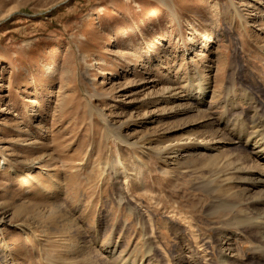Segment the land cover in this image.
Returning <instances> with one entry per match:
<instances>
[{"label":"rangeland","instance_id":"1","mask_svg":"<svg viewBox=\"0 0 264 264\" xmlns=\"http://www.w3.org/2000/svg\"><path fill=\"white\" fill-rule=\"evenodd\" d=\"M227 93L264 114V0H0V264L139 262L152 233L149 264L218 260L219 153H240L219 146Z\"/></svg>","mask_w":264,"mask_h":264},{"label":"bare ground","instance_id":"2","mask_svg":"<svg viewBox=\"0 0 264 264\" xmlns=\"http://www.w3.org/2000/svg\"><path fill=\"white\" fill-rule=\"evenodd\" d=\"M143 29H146V27L144 26ZM193 40L190 42L191 45H194L192 42ZM170 45L168 40H157L151 45V55L147 54V56L143 58L146 59L148 63H152V54L163 52V50H167ZM173 91H175L173 88L168 87L164 92L166 94H171V97L183 101H186L185 98L191 99L195 104L201 106L204 103L205 96L209 92V79H206V81L200 79L196 83H188L185 87L187 93L186 97H180L178 93L173 94ZM233 99L234 98L227 93L224 101L221 103L219 102L226 110H232V117L227 118V115H225L219 118V146L224 144L221 149L234 146L240 150V153L228 154L227 152H229L230 149H226V151L219 153L218 202L219 214H221L219 217L220 219L229 215L233 216L224 222H219V235L224 237L226 242L232 241V243H230L231 245H229L230 247H227V249H219L218 260L212 261L209 255L203 254L204 264H241V261L232 255L234 252L231 254V249L235 244V241L233 242L231 239L235 238L233 237L235 233L231 235L233 229L237 232L248 233L256 240L260 247L255 250V253L259 254L258 257H256L258 260L255 264H264V114H261L255 109L251 111V109L248 111V120H244L243 115L245 113L241 111L239 103L233 101ZM244 103H246L248 107L251 106L247 101H244ZM208 147L209 145L207 144L203 146L205 149ZM215 163H217V161L213 160V164ZM119 166L120 174L123 175L126 182L127 172L120 162ZM138 218L142 219V216L139 214ZM148 221L153 227L154 221L151 216H148ZM189 226L193 228L191 225ZM152 235L153 238L152 240L149 239L150 241L146 245V251L143 257V259L147 257L148 264L150 263V260H148L150 254L154 250L153 244L156 243L154 234L152 233ZM193 238L198 241V243L205 242L206 244L210 243L209 239H211L206 237L205 234L193 236ZM111 245H107L105 248L106 251L110 250L108 253L111 262H115V264H145L143 259L136 262L131 259L132 257L130 258V254L127 255L122 251L119 252L116 250V247H114L115 249L113 250H111V248L109 249ZM229 252L230 255L228 254ZM202 253L205 252L202 250Z\"/></svg>","mask_w":264,"mask_h":264}]
</instances>
